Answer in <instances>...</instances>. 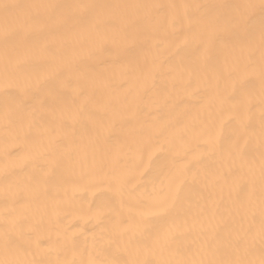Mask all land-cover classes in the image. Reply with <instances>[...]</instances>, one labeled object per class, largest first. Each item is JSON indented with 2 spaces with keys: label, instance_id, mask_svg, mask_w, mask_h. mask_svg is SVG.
I'll return each instance as SVG.
<instances>
[{
  "label": "bare ground",
  "instance_id": "obj_1",
  "mask_svg": "<svg viewBox=\"0 0 264 264\" xmlns=\"http://www.w3.org/2000/svg\"><path fill=\"white\" fill-rule=\"evenodd\" d=\"M2 3L0 264H261V0Z\"/></svg>",
  "mask_w": 264,
  "mask_h": 264
},
{
  "label": "snow or ice",
  "instance_id": "obj_2",
  "mask_svg": "<svg viewBox=\"0 0 264 264\" xmlns=\"http://www.w3.org/2000/svg\"><path fill=\"white\" fill-rule=\"evenodd\" d=\"M21 6L18 4H8V3H2L0 4V8L3 9L4 15H5V36L9 35V30L7 28V24L9 20H12L15 24L19 26H24L29 23H39L40 20L38 17H21L16 14L17 9H19ZM46 9H48V15L49 17H54L57 14V11L59 8H61V5H45L43 6ZM77 7H89V6H77ZM242 7L251 8L252 5H243ZM261 12L264 14V0H261ZM228 23L232 26L233 29L237 31V34L244 35L247 37L249 44L251 43L254 33L251 30V18L246 17L243 14H237L236 16L232 17ZM260 42H261V71L264 73V21H262L260 25ZM249 60H251V52L249 53ZM262 230H264V225H262ZM168 237L167 235H158L156 237L155 242L156 243H167ZM177 264H196V262H187V261H180L177 262ZM199 264H246L245 261L242 260H206V261H200ZM261 264H264V260L261 261Z\"/></svg>",
  "mask_w": 264,
  "mask_h": 264
}]
</instances>
